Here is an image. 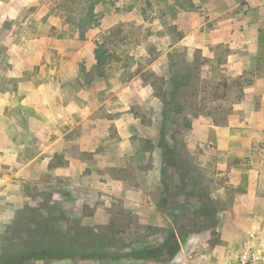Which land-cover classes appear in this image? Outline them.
I'll list each match as a JSON object with an SVG mask.
<instances>
[{"label": "crops", "instance_id": "1", "mask_svg": "<svg viewBox=\"0 0 264 264\" xmlns=\"http://www.w3.org/2000/svg\"><path fill=\"white\" fill-rule=\"evenodd\" d=\"M50 1L0 0V234L45 191L63 194L62 209L77 218L97 198L128 203L149 192L148 180L159 186L170 55L187 46L205 57L209 45H222L228 73L239 75L264 49V0H190L197 11L179 9L178 0H101L85 35ZM129 26L138 27L137 42L111 43ZM100 46L106 58L98 67ZM244 93L233 108L243 121L192 118L189 148L213 143L243 153L259 144L264 74Z\"/></svg>", "mask_w": 264, "mask_h": 264}, {"label": "rangeland", "instance_id": "2", "mask_svg": "<svg viewBox=\"0 0 264 264\" xmlns=\"http://www.w3.org/2000/svg\"><path fill=\"white\" fill-rule=\"evenodd\" d=\"M84 2L51 0L50 7L66 11V23L82 28L85 35L91 25H96V20H85ZM178 6L179 9H199L190 0H178ZM242 6H246L244 1ZM125 31L128 35L119 31L111 43H122L126 39L132 43L138 41V27L129 26ZM172 32L174 37H183L181 31ZM260 44H264V30ZM206 52L208 55L203 57L197 48L181 46L178 53L169 57L170 60L179 56L173 58L179 68L183 65L181 60H191L198 67L197 82L181 100L182 113L171 115L161 134V138L166 136L169 144L175 146L191 174L186 176L185 167L171 170L163 159L160 184L156 186L154 179L148 180L150 188L146 195L133 196L128 203L97 198L82 208L84 217L77 218L62 209L63 194L40 193L41 201L35 200L34 205L20 210L24 211L19 217L21 222L13 228L17 233L26 220L39 221L35 209L41 206L51 214L58 216V212H62L70 221L77 222H55L54 226L64 232L73 231L78 224L85 227L79 237L92 242V251L97 256L107 253L119 259L100 257L29 264H264V139L247 147L243 153L232 152L230 148H222L221 152L213 143L191 149L186 129L192 118L200 115L210 118L215 126L232 121L233 108L243 103L245 90L252 88L264 74V49L258 54L256 65L239 75L228 73L225 64L229 50L224 46L209 45ZM148 81L157 90L162 89L160 81L152 78ZM235 117L243 121L246 115L240 112ZM130 181L137 187V179ZM28 193L37 195L30 190ZM15 231L0 234V252L12 246L22 247ZM148 251L154 254L152 256L160 254L146 259L130 257Z\"/></svg>", "mask_w": 264, "mask_h": 264}, {"label": "trees", "instance_id": "3", "mask_svg": "<svg viewBox=\"0 0 264 264\" xmlns=\"http://www.w3.org/2000/svg\"><path fill=\"white\" fill-rule=\"evenodd\" d=\"M101 0H85L84 4L86 5L84 16L87 21H94L93 10L94 6L99 3ZM105 50L103 46L98 47L96 50V59L98 62V67L101 66L104 57ZM173 57V56H172ZM175 56L173 58H178ZM170 59V89L163 94L162 102L164 104L163 110V121H162V130L164 131L165 126L169 123V118L171 115L182 113V103L181 100H184L185 94L192 89L195 82H197V76L195 72L198 67L192 63H187L183 60V65L179 68L174 59ZM190 129V124L186 127ZM171 140V137L169 138ZM159 146L164 152V164L169 167L171 170H178L182 167H185L186 176L191 174V169L189 166L182 161L180 154L176 151L175 146H172L168 142L166 136H162ZM177 156V157H176ZM177 158V159H176ZM34 209V208H32ZM48 209H43L41 206L35 209L39 213V221L31 222L26 220L20 233H17L13 228L19 226L21 219L19 218L23 215L24 211H20L11 225H9L5 231H15L16 237L21 241V248H15L12 246V249H2L0 252V264H29L32 262H56L61 260H69L71 262L77 261H87L91 259H100V257L108 259H119L117 255L103 254L102 256H97L95 251H92V242L90 240L80 239L79 234L80 230L86 228L81 225H76V228L73 231L60 229L59 226H54L55 222H72L76 224V221H70L62 212L57 214L50 213ZM202 217H206V214L201 213ZM53 224V225H52ZM90 231V230H89ZM20 235H24V238H21ZM94 241V238L91 240ZM14 249V250H13ZM16 249V250H15ZM160 252V250L158 251ZM160 254V253H158ZM157 254V255H158ZM151 252L139 253L130 256L134 259H146L149 257H156Z\"/></svg>", "mask_w": 264, "mask_h": 264}]
</instances>
